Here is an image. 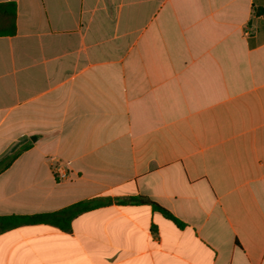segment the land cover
Returning <instances> with one entry per match:
<instances>
[{"label":"crops","instance_id":"0c3cea01","mask_svg":"<svg viewBox=\"0 0 264 264\" xmlns=\"http://www.w3.org/2000/svg\"><path fill=\"white\" fill-rule=\"evenodd\" d=\"M85 200L0 264H264V0H0V217Z\"/></svg>","mask_w":264,"mask_h":264},{"label":"trees","instance_id":"16d2710c","mask_svg":"<svg viewBox=\"0 0 264 264\" xmlns=\"http://www.w3.org/2000/svg\"><path fill=\"white\" fill-rule=\"evenodd\" d=\"M13 6L12 11V26L11 32L15 31V4L11 3ZM263 9L258 10V14L262 13ZM142 198H129L126 200H121L119 203H142ZM111 203V200L108 201H97V200H85L75 203L59 212L48 213V214H34V215H10V216H1L0 217V233L10 230L12 228L25 225V224H35L40 222H51L56 223L62 226L65 229L69 228L70 221L76 216L98 208L100 206ZM152 205L166 215L168 218L172 219L175 222H178L175 217H173L167 210L161 208L157 204L152 203ZM180 223V222H178Z\"/></svg>","mask_w":264,"mask_h":264},{"label":"built area","instance_id":"2783aa9c","mask_svg":"<svg viewBox=\"0 0 264 264\" xmlns=\"http://www.w3.org/2000/svg\"><path fill=\"white\" fill-rule=\"evenodd\" d=\"M53 170L57 174V176H60V178H66L67 172L62 164L56 163Z\"/></svg>","mask_w":264,"mask_h":264}]
</instances>
